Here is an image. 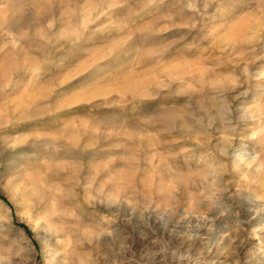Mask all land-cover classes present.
<instances>
[{
    "label": "rangeland",
    "instance_id": "obj_1",
    "mask_svg": "<svg viewBox=\"0 0 264 264\" xmlns=\"http://www.w3.org/2000/svg\"><path fill=\"white\" fill-rule=\"evenodd\" d=\"M15 11L0 264H264V0Z\"/></svg>",
    "mask_w": 264,
    "mask_h": 264
},
{
    "label": "bare ground",
    "instance_id": "obj_2",
    "mask_svg": "<svg viewBox=\"0 0 264 264\" xmlns=\"http://www.w3.org/2000/svg\"><path fill=\"white\" fill-rule=\"evenodd\" d=\"M23 1L24 0H0V3H3V7L0 8V23L4 22L8 31H11V33L15 31L17 21L24 16L22 11H15L18 4L22 3Z\"/></svg>",
    "mask_w": 264,
    "mask_h": 264
},
{
    "label": "clouds",
    "instance_id": "obj_3",
    "mask_svg": "<svg viewBox=\"0 0 264 264\" xmlns=\"http://www.w3.org/2000/svg\"><path fill=\"white\" fill-rule=\"evenodd\" d=\"M124 203H127V201H124ZM149 210H151V209H145L144 211H145V212H148ZM157 210H160V209H157ZM163 211H164V210H163ZM166 212L176 213V212H177V209H176V210L168 209Z\"/></svg>",
    "mask_w": 264,
    "mask_h": 264
}]
</instances>
